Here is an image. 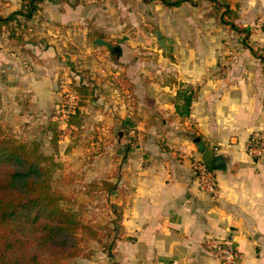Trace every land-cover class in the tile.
I'll use <instances>...</instances> for the list:
<instances>
[{
  "label": "crops",
  "instance_id": "0c3cea01",
  "mask_svg": "<svg viewBox=\"0 0 264 264\" xmlns=\"http://www.w3.org/2000/svg\"><path fill=\"white\" fill-rule=\"evenodd\" d=\"M21 2L4 0L1 12L14 11ZM140 4L141 0H84L76 5L46 0L30 22L39 39L32 45L34 57L26 73L32 110L45 111L52 105V79L60 75L70 82L90 83L93 105L101 102L108 111L103 132L111 153L107 172L117 177L112 191H122L117 202L122 233L114 239L112 258L104 254L101 262L87 261L220 264L204 241L222 236L240 250L239 264H264V156L247 152L248 140L264 131V77L237 65L250 58L241 55L234 56V66L221 76L215 71L217 58L207 56L202 41H174L160 30L165 52L142 28L133 37L125 26L137 18L134 6ZM41 26L47 31L43 36L38 35ZM59 27L70 28V34L58 32V39L78 35L75 46L90 55L89 72L77 68L83 61L75 52L60 54V43L49 34ZM96 38L119 46V56H112ZM8 59L6 66L14 68L0 49V67ZM187 87L197 96L189 114L180 115L176 97ZM197 138L209 142L213 155L221 159L213 168L219 186L216 197L199 189L192 170V159L201 157Z\"/></svg>",
  "mask_w": 264,
  "mask_h": 264
},
{
  "label": "rangeland",
  "instance_id": "374dc122",
  "mask_svg": "<svg viewBox=\"0 0 264 264\" xmlns=\"http://www.w3.org/2000/svg\"><path fill=\"white\" fill-rule=\"evenodd\" d=\"M130 1L132 0L126 2ZM226 1L235 14H226L224 18L248 28L250 33L245 39L244 33H238L220 22L218 10L213 8L208 0H198L194 5L184 2L178 7H167L159 1L149 4L141 1L147 9L143 4H140V8L134 6L137 18L129 20L130 25L125 28L133 37L137 36L139 27L155 39L154 30L159 29L164 30L166 37L174 41L193 44L195 41H202L207 56L217 58L215 71L221 76L226 75L234 66L235 55L250 56L237 65L244 66L249 71H257L264 77V0ZM3 2L4 0H0L1 14H4L1 12ZM39 14L38 12L35 16ZM30 22L31 20L21 19V25L16 26L12 21L0 31V49L14 64V68L7 67L6 63L10 62L8 59L3 61L0 67V126L5 135L25 142L30 147L37 143L36 153L52 156L51 162L46 163L51 169V190L59 195V203L65 210L73 212L83 223L96 231L97 238H91L79 231L80 255L63 260L60 264H81L82 259L91 260V263L93 260L101 262L104 254L109 258L113 257L109 255L110 248L113 249L115 236L122 233L121 225L116 219L120 212L117 202L121 200L122 191L121 188L112 191L114 178L117 177L113 178L110 172H107V154L111 153L107 148L109 144L105 139L104 122L108 111L101 102L97 103V106L93 105L90 83L87 85L90 92L81 97L73 89L79 84L74 80H64L60 75L58 79H52V105L45 111L32 110L26 91V73L30 69V60L34 57L32 45L39 39L32 34L34 31L30 30ZM54 31L55 34L52 30L49 34L60 43V54L63 56L69 55L68 52H75L77 58L83 61L77 68L89 72L93 66L89 61L90 55L85 53L84 47L75 46V43L78 44V35H75L76 39H58L59 33L69 36L70 28L59 27ZM46 32L41 26L38 35L43 36ZM244 40L255 50V54L244 44ZM100 65L98 64V67ZM60 66L68 67L67 64ZM100 76L107 77L106 74ZM105 97H102L103 102ZM80 101L83 103L79 104ZM4 105L8 110H5ZM78 105L82 111L80 125L69 126L68 113ZM50 121L56 122L61 130L56 144L51 140L52 130L48 126ZM97 135H101V139L97 138ZM116 169L114 172L117 173ZM115 184L117 186V182Z\"/></svg>",
  "mask_w": 264,
  "mask_h": 264
},
{
  "label": "trees",
  "instance_id": "16d2710c",
  "mask_svg": "<svg viewBox=\"0 0 264 264\" xmlns=\"http://www.w3.org/2000/svg\"><path fill=\"white\" fill-rule=\"evenodd\" d=\"M44 1L46 0H22L18 9L6 14L0 13V31L12 21L16 26H20L21 19L32 20L42 9ZM47 1L71 5L84 2ZM141 1L144 4L159 1L167 7H178L184 2L194 5L198 0ZM208 1L218 10V18L222 24L228 25L238 33H244V39L249 35L248 28L224 18L226 14H235L226 0ZM244 44L253 54L256 53L245 40ZM73 89L81 97L90 92L84 84L76 85ZM196 96L197 91L189 87L179 91L176 97V111L180 115H188L192 100ZM81 117L82 111L78 105L68 113L67 125H80ZM48 126L52 130V143L56 144L61 130L56 122L50 121ZM36 149L37 143L30 147L25 142L5 135L0 126V264H60L63 260L80 255L79 231L91 238H97L96 231L91 226L60 205L59 195L51 190V169L46 166L48 161L51 162L52 156L36 153ZM114 187L113 184L112 188ZM116 219L120 220V212ZM109 255H113L111 248Z\"/></svg>",
  "mask_w": 264,
  "mask_h": 264
},
{
  "label": "built area",
  "instance_id": "2783aa9c",
  "mask_svg": "<svg viewBox=\"0 0 264 264\" xmlns=\"http://www.w3.org/2000/svg\"><path fill=\"white\" fill-rule=\"evenodd\" d=\"M247 152L254 157L264 156V131H257L248 140ZM192 170L197 179L199 189L209 196H218L219 186L215 170L208 167L201 157L192 159ZM204 247L220 262V264H239L241 252L233 242L226 237H207L204 241ZM171 264H178V262L173 260Z\"/></svg>",
  "mask_w": 264,
  "mask_h": 264
},
{
  "label": "water",
  "instance_id": "95a60500",
  "mask_svg": "<svg viewBox=\"0 0 264 264\" xmlns=\"http://www.w3.org/2000/svg\"><path fill=\"white\" fill-rule=\"evenodd\" d=\"M154 34L156 37L157 45L162 48L163 51L168 52V47L165 43V40L162 38L161 31L159 29H156L154 30ZM95 42L100 46H105L112 56H119V46L103 38H96ZM195 141L197 150L201 153V159L205 162L208 167L216 168L221 163V159L213 155V149L210 146L209 142L201 140L200 138L195 139Z\"/></svg>",
  "mask_w": 264,
  "mask_h": 264
}]
</instances>
